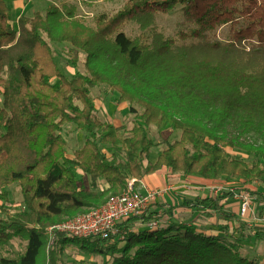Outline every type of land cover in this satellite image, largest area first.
<instances>
[{
	"label": "trees",
	"instance_id": "obj_1",
	"mask_svg": "<svg viewBox=\"0 0 264 264\" xmlns=\"http://www.w3.org/2000/svg\"><path fill=\"white\" fill-rule=\"evenodd\" d=\"M178 5L196 25L179 36L201 40L198 46L179 48L173 39L151 46L146 32L131 38L122 30L132 21L146 28L156 13ZM12 20L6 0H0V186L16 184L23 205L15 213L0 206V249L13 239L25 244L14 257L0 256V264H62L60 255L69 245L108 256L103 264H264L243 251L241 237L205 234L180 221L160 222L161 215L149 213V206L123 222L122 238L55 233L49 240L47 234L63 216L122 193L130 179L163 166L211 181L264 185V143L219 130L235 115L245 118V126L264 129V72H247L230 55L242 41L264 47V0H127L115 13L95 16L93 27L72 9L55 5L43 14L19 16L16 27ZM227 23L229 42L208 37ZM50 42L68 44L69 63L81 62L84 71L66 76ZM101 85L134 113L128 135L97 117L91 90ZM154 88L167 102L147 97ZM184 106L193 110L183 113ZM64 123L85 134L72 156L66 155L60 134ZM151 126L180 131L178 139H163L165 147L154 162ZM225 147L242 149L253 159L230 156ZM102 183L107 187L100 188ZM0 199H6L5 192Z\"/></svg>",
	"mask_w": 264,
	"mask_h": 264
},
{
	"label": "rangeland",
	"instance_id": "obj_2",
	"mask_svg": "<svg viewBox=\"0 0 264 264\" xmlns=\"http://www.w3.org/2000/svg\"><path fill=\"white\" fill-rule=\"evenodd\" d=\"M127 0H30V2L25 1L24 7L21 8V12L24 15L31 16L34 11H39L42 14L46 11L47 7L51 5L58 6L59 8L65 10V8L72 9L74 16L79 20L84 22V24L93 27V18L101 13H106L108 15L115 13L120 9ZM8 3V2H7ZM9 4V3H8ZM10 5V4H9ZM12 7V13H15L16 7ZM19 9V8H17ZM14 18V17H13ZM15 27V21L12 22ZM192 22L187 21L184 18L180 6H176L169 13H156L152 24L146 28H141L140 24L137 22H130L124 25L123 31L126 35L131 38L139 36L142 32H146L147 42L153 46L154 42L165 39H173L175 45L179 48L183 46H188L193 43L195 46L201 44V40L193 39L188 37L182 39L179 36L180 32L189 33L192 28H195ZM232 30L231 24L227 23L217 27L215 30L208 33L210 39L216 38L221 43H226L231 40ZM50 45L56 52V62L61 68L62 72L68 76L72 77L76 74L77 71L83 72L84 68L81 62L77 66H73L69 63L67 50L68 44L64 43H55L50 42ZM238 50L231 52V60L234 65L239 68L251 72L253 74H262L264 72V47L262 45H257L255 42L251 41H242L241 44L236 45ZM253 48H258L257 51H253ZM176 47L174 48V51ZM213 54L216 52H212ZM54 78L51 79L54 82ZM91 96L94 98L96 103V115L101 121H111L112 124L121 128L123 134L128 135L130 129L133 127L135 115L134 113L129 112V105L123 107V105L118 101V95L115 92H108L105 85L97 86L91 90ZM147 97L153 99L157 102H167L168 98L164 93L159 92L156 88L152 89L151 92L147 94ZM0 107H1V95H0ZM138 107V106H137ZM135 106V108H137ZM193 107L184 106L182 110L183 113L190 112ZM176 111L179 108H176ZM198 114L202 113L201 109L195 108ZM207 115V114H206ZM236 118V119H234ZM245 118L235 115V117L230 118L227 121H224L220 124L219 130L221 132H238L241 133V137L251 140L254 143H264V129H257L252 124L250 126H245ZM149 132L155 146L152 150L151 156L156 154L157 151L165 147L163 139L168 137L169 141L178 139L180 136V131L178 130H169L165 132H159L154 126L149 128ZM60 134L64 137L66 141L65 153L67 156H72L73 151L80 147L84 142V132H81L75 129L74 124L64 123L61 126ZM225 151L230 155L238 159L252 160L253 157L239 148L225 147ZM105 150V149H104ZM81 177V175H78ZM221 183L229 185V188L235 187L237 190L236 194L241 195L242 190L248 192L249 206L242 217H246L249 213L255 224L254 230H259L263 223L264 225V185L260 183H254L251 187L240 186L237 187L236 183H233L235 179H221ZM232 180V181H231ZM89 179H86V184H88ZM236 181V180H235ZM224 187L222 192H230L229 188ZM224 190V191H223ZM6 193V199H0V206L3 204L12 213H15L22 209V198L21 193L16 184H12L9 187L2 188L0 186V193ZM238 192V193H237ZM236 198V197H235ZM239 202V208L242 201V197L237 198ZM253 205V206H252ZM258 208V209H257ZM249 212V213H248ZM248 213V214H247ZM240 214V210H239ZM74 216V215H73ZM72 217V216H69ZM68 216H63V218L53 224L64 221L69 218ZM258 220V221H255ZM51 224V225H53ZM50 225V226H51ZM49 227V226H48ZM123 235L120 237L122 238ZM49 239V236H48ZM24 242H21L17 239H13L5 247V249H0V256H11L14 257L24 249ZM244 250V248H243ZM62 264H103L107 257H102L99 254H89L87 252L79 250L73 245L67 246L62 254L60 255Z\"/></svg>",
	"mask_w": 264,
	"mask_h": 264
},
{
	"label": "crops",
	"instance_id": "obj_3",
	"mask_svg": "<svg viewBox=\"0 0 264 264\" xmlns=\"http://www.w3.org/2000/svg\"><path fill=\"white\" fill-rule=\"evenodd\" d=\"M25 1L30 2V0H6V3L8 2L13 7H16L15 13L11 11L15 24L17 23V18L24 15L21 12V8L24 7ZM8 3L7 5L12 10ZM34 12L39 11L36 10ZM119 102L123 107H127V102ZM95 108H97L96 103ZM109 122L111 121L109 120ZM155 158L156 154L150 156V161L154 162ZM79 173L81 172L79 171ZM130 180L133 181L134 188L142 193L148 190H161L160 196L149 205L148 210L154 216L161 215L160 222L168 220L180 221L195 225L198 230L205 234L241 237L245 243L243 251L250 257H255L258 261L264 263L263 223H260L259 230H254L257 223L253 222L251 216L249 217L251 214L248 212L249 214L247 213L246 217L240 216L239 202L233 196L232 191L227 194L221 191L217 195L210 192V187L215 184L221 185L223 189L229 186L222 184L221 179L211 181L193 175H184L180 172L172 171L167 166H163L152 173L144 175L139 180ZM233 183H236L237 187L242 185L251 187V185L243 184L241 180H234ZM9 186L11 185L2 188L5 191V187ZM105 187H107L105 183L100 185V188ZM234 189L237 190L236 187ZM206 198L212 199V202L208 201L207 205L206 203L202 205V200Z\"/></svg>",
	"mask_w": 264,
	"mask_h": 264
},
{
	"label": "built area",
	"instance_id": "obj_4",
	"mask_svg": "<svg viewBox=\"0 0 264 264\" xmlns=\"http://www.w3.org/2000/svg\"><path fill=\"white\" fill-rule=\"evenodd\" d=\"M223 187L212 185L210 192L218 194ZM234 197H242L240 215H244L249 206L248 192L242 190L241 195L230 189ZM238 193V192H237ZM161 194V190H148L142 193L133 186V181L127 183L126 189L116 195H110L104 202L89 206L84 211L53 224L47 228L49 240L55 233H62L71 238H120L122 224L131 216L140 215ZM157 225L156 221L151 223Z\"/></svg>",
	"mask_w": 264,
	"mask_h": 264
}]
</instances>
